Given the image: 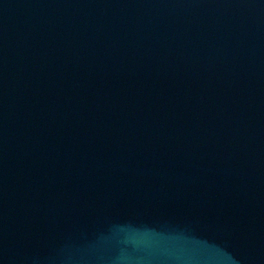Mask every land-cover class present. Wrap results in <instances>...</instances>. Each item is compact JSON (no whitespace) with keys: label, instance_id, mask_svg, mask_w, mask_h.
<instances>
[{"label":"water","instance_id":"obj_1","mask_svg":"<svg viewBox=\"0 0 264 264\" xmlns=\"http://www.w3.org/2000/svg\"><path fill=\"white\" fill-rule=\"evenodd\" d=\"M0 264H264V0H0Z\"/></svg>","mask_w":264,"mask_h":264}]
</instances>
